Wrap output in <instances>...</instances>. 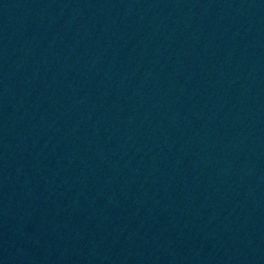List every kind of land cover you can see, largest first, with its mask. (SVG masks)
<instances>
[{
    "label": "water",
    "instance_id": "95a60500",
    "mask_svg": "<svg viewBox=\"0 0 264 264\" xmlns=\"http://www.w3.org/2000/svg\"><path fill=\"white\" fill-rule=\"evenodd\" d=\"M0 264H264V0H0Z\"/></svg>",
    "mask_w": 264,
    "mask_h": 264
}]
</instances>
